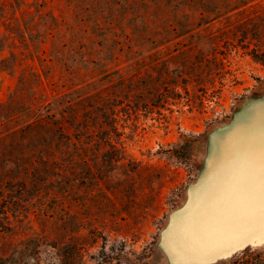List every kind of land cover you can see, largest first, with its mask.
Returning <instances> with one entry per match:
<instances>
[{"label": "rangeland", "instance_id": "rangeland-1", "mask_svg": "<svg viewBox=\"0 0 264 264\" xmlns=\"http://www.w3.org/2000/svg\"><path fill=\"white\" fill-rule=\"evenodd\" d=\"M262 152L264 0H0V255L14 264H212L263 247L248 221Z\"/></svg>", "mask_w": 264, "mask_h": 264}, {"label": "trees", "instance_id": "trees-1", "mask_svg": "<svg viewBox=\"0 0 264 264\" xmlns=\"http://www.w3.org/2000/svg\"><path fill=\"white\" fill-rule=\"evenodd\" d=\"M255 59L263 61L257 52H252ZM76 247V246H75ZM75 254L81 255L80 248H75ZM0 264H14L8 256L0 255ZM212 264H264V246L252 247L247 245L239 252L234 253L228 260H218Z\"/></svg>", "mask_w": 264, "mask_h": 264}, {"label": "snow or ice", "instance_id": "snow-or-ice-1", "mask_svg": "<svg viewBox=\"0 0 264 264\" xmlns=\"http://www.w3.org/2000/svg\"><path fill=\"white\" fill-rule=\"evenodd\" d=\"M249 223L260 227L264 232V152H262L260 163V181H259V214L258 217L254 212L249 214Z\"/></svg>", "mask_w": 264, "mask_h": 264}, {"label": "water", "instance_id": "water-1", "mask_svg": "<svg viewBox=\"0 0 264 264\" xmlns=\"http://www.w3.org/2000/svg\"><path fill=\"white\" fill-rule=\"evenodd\" d=\"M245 246H247V245H245ZM245 246L241 247V249L244 248Z\"/></svg>", "mask_w": 264, "mask_h": 264}]
</instances>
